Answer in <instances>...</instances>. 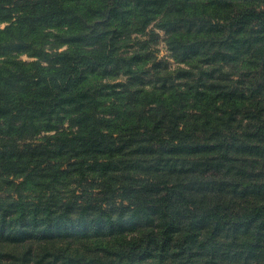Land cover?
Segmentation results:
<instances>
[{
	"label": "trees",
	"instance_id": "16d2710c",
	"mask_svg": "<svg viewBox=\"0 0 264 264\" xmlns=\"http://www.w3.org/2000/svg\"><path fill=\"white\" fill-rule=\"evenodd\" d=\"M0 264H264V0H0Z\"/></svg>",
	"mask_w": 264,
	"mask_h": 264
},
{
	"label": "rangeland",
	"instance_id": "374dc122",
	"mask_svg": "<svg viewBox=\"0 0 264 264\" xmlns=\"http://www.w3.org/2000/svg\"><path fill=\"white\" fill-rule=\"evenodd\" d=\"M155 48L157 57L168 61L169 69H174L177 66V62L172 59L166 48L163 32L159 33L158 42L155 44ZM21 58L28 59L26 55H21Z\"/></svg>",
	"mask_w": 264,
	"mask_h": 264
}]
</instances>
